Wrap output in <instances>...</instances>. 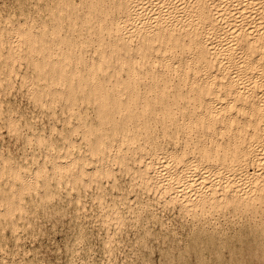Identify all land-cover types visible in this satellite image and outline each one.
I'll use <instances>...</instances> for the list:
<instances>
[{
	"label": "bare ground",
	"instance_id": "bare-ground-1",
	"mask_svg": "<svg viewBox=\"0 0 264 264\" xmlns=\"http://www.w3.org/2000/svg\"><path fill=\"white\" fill-rule=\"evenodd\" d=\"M0 235V264L126 237L127 264H264V0H0Z\"/></svg>",
	"mask_w": 264,
	"mask_h": 264
},
{
	"label": "rangeland",
	"instance_id": "rangeland-1",
	"mask_svg": "<svg viewBox=\"0 0 264 264\" xmlns=\"http://www.w3.org/2000/svg\"><path fill=\"white\" fill-rule=\"evenodd\" d=\"M56 233V234H55ZM95 233L96 234H99L100 235V237H102V236H104V234H103V232H102V230H97V229H95ZM63 233L62 232H60L59 230L58 231H55V232H53L51 235H52V238H54V239H52V241H50V247H55L56 245V247H57V249H59V250H57L56 248V251H58V253L60 252V249L61 250H63V244H64V236L62 235ZM54 235V236H53ZM57 235V236H56ZM59 236H61V237H59ZM99 237V238H100ZM61 240H60V239ZM54 240V241H53ZM56 240V241H55ZM130 239H128V237H126V239L125 240H123L122 242H121V247H120V249L118 250L119 251V253L117 252V254H116V259L118 260V264H127V262H126V260H125V258L127 259V254L129 255V253H130V250H129V244H130ZM52 242V243H51ZM57 242H59V245L57 244ZM61 242V243H60ZM96 242V243H95ZM98 242H99V239L97 240V239H95V240H93V242H92V247H91V250L89 251V250H87V251H85L86 252V255H85V257H84V260L83 261H79V260H77V262H75L74 264H106V260H105V255H104V253L103 252H101V250H100V248H99V246H98ZM56 244V245H55ZM128 244V245H127ZM55 245V246H54ZM59 246H61V247H59ZM59 247V248H58ZM95 248V249H94ZM123 248H124V250H123ZM154 250H156V251H154L153 252V254H151V256L150 257H152V259L150 258V259H148V260H146V261H143V262H141V264H148L149 262H150V264H160V262L159 261H161V257H160V251L159 250H157V249H154ZM83 252H84V250H82ZM159 251V252H158ZM84 252V253H85ZM90 252V253H89ZM94 254H93V253ZM97 252V253H96ZM99 252V253H98ZM80 253L82 254V252L80 251ZM124 254V256L122 257V255ZM159 253V254H158ZM101 254V255H100ZM119 254V255H118ZM120 254H121V257H119L120 256ZM155 255H156V257H155ZM95 257V258H94ZM160 258V260H159V258ZM99 258V259H98ZM121 258V259H120ZM154 258V259H153ZM120 259V260H119ZM156 259H158V260H156ZM61 260V259H60ZM124 260H125V262H124ZM97 261V262H96ZM73 264V263H72Z\"/></svg>",
	"mask_w": 264,
	"mask_h": 264
},
{
	"label": "snow or ice",
	"instance_id": "snow-or-ice-1",
	"mask_svg": "<svg viewBox=\"0 0 264 264\" xmlns=\"http://www.w3.org/2000/svg\"><path fill=\"white\" fill-rule=\"evenodd\" d=\"M27 111L28 112L32 111L31 104L27 105ZM35 115L38 117L40 115V113L36 112ZM25 118H26V110L22 107L20 109L19 113L16 116V120L17 121H21V120H25ZM14 127L16 129H19V132H23V126L21 124H15V122H14ZM8 131H11L14 137L18 136V132L13 131L12 129H9ZM4 135L7 136L8 132L6 131L4 133ZM27 139L28 138L25 136L22 139H16L14 141V143H17L20 146L26 148L27 147ZM5 143H7V141H5ZM13 240H15L14 236H11V235H8V236L0 235V254H6L5 253V242L8 241L10 243ZM6 264H10V262H6ZM134 264H139V262L138 261H134Z\"/></svg>",
	"mask_w": 264,
	"mask_h": 264
}]
</instances>
